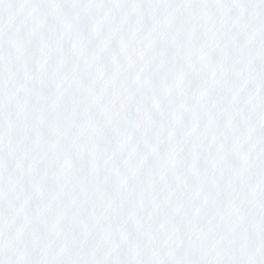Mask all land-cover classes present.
I'll return each instance as SVG.
<instances>
[{"label": "snow or ice", "instance_id": "6c2138e0", "mask_svg": "<svg viewBox=\"0 0 264 264\" xmlns=\"http://www.w3.org/2000/svg\"><path fill=\"white\" fill-rule=\"evenodd\" d=\"M0 264H264V0H0Z\"/></svg>", "mask_w": 264, "mask_h": 264}]
</instances>
